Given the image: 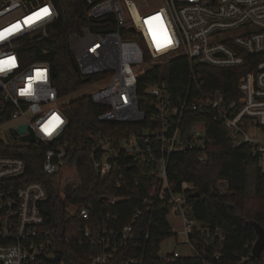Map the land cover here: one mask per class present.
Returning <instances> with one entry per match:
<instances>
[{"label": "built area", "instance_id": "1", "mask_svg": "<svg viewBox=\"0 0 264 264\" xmlns=\"http://www.w3.org/2000/svg\"><path fill=\"white\" fill-rule=\"evenodd\" d=\"M28 4V0H0V97L13 108L7 121L12 123V135L5 139L32 132L36 141L47 146L43 170L58 176L70 165L69 146L60 142L68 117L60 106L50 63H26L19 50L53 36L50 27L58 20L59 11L53 0ZM44 9L49 14L45 15ZM80 15L88 25L70 33V46L83 77L90 76L91 80L96 73L104 74L89 84L93 101L106 106L99 115L101 120H146L137 86L139 77L150 67L185 56L189 81L184 95L176 100L171 98L166 81L150 83L147 92L152 98V111L148 121L155 127L126 133L117 143L102 140L92 148L96 178H104L120 167L123 157L142 158L152 165L143 170L144 175L154 177L152 188L141 199V207L131 214L132 222L119 224L112 211L99 218L92 208L77 204L68 212L77 216L83 227L80 235L73 227V235L65 238L79 244L85 240L98 247L87 264H146L149 233L137 232L134 223L143 212L152 214L157 202L164 200L166 216L172 212L183 219L184 242L191 250L188 255L203 257L205 248L198 249L199 243H214L222 230L211 231L191 216L186 194L194 186L185 182L182 192L175 191L168 165L173 153L185 149L201 150L199 160L208 161L207 120L194 119L183 129L189 110L221 124L235 145L251 143L261 160L264 158V141L251 133L264 129V0H84ZM28 17L33 22L25 23ZM130 32L138 34L139 39ZM159 33L165 41L159 40ZM244 53L261 57H250L252 67L240 76L233 88L238 93L234 97L211 87L198 71L200 66H242L246 62ZM22 124H26L25 134L18 131ZM138 137L147 143L145 147ZM25 169L24 158L0 152V264H28L52 254L57 230L49 227L44 212L48 190L41 181H24ZM117 185H121L120 180ZM58 187L64 195L74 188L70 183ZM122 199L124 195L101 197L110 206ZM57 237L62 239L63 234ZM219 255L218 250L214 252L216 258ZM159 256L174 260L179 255L160 250Z\"/></svg>", "mask_w": 264, "mask_h": 264}, {"label": "trees", "instance_id": "2", "mask_svg": "<svg viewBox=\"0 0 264 264\" xmlns=\"http://www.w3.org/2000/svg\"><path fill=\"white\" fill-rule=\"evenodd\" d=\"M58 11V20L50 27L53 36L35 45L24 46L19 52L26 63L36 61L49 62L52 69V81L58 88L59 103L68 117V124L60 140L69 146V164L74 166L79 183L68 195L62 194L57 186V175L43 170L44 153L47 146L36 141L29 132L15 139H0V152L14 154L26 161V169L22 175L24 181H41L48 190L45 202V214L49 227L57 230L51 247L52 254L42 260L28 264H87L89 256L98 247L83 240L81 244L66 235H73L75 227L77 236L83 223L77 216L70 215L68 209L77 204L86 205L101 218L107 211L117 215L118 223H131V214L141 207V199L151 190L153 176L143 174L152 166L134 156L123 157L120 167L113 169L104 178H96L94 174L92 148L105 140L117 141L126 133L137 132L143 127L155 125L149 123L152 111L151 95L147 92L150 83L158 80L166 81L170 87L173 100L184 95L189 81V64L185 56H177L172 61L155 65L139 77L137 93L140 106L147 113L143 122H118L101 120L99 115L106 106L93 101L85 87L99 80L104 74L96 73L91 80L85 82L83 75L75 65L74 53L70 46L69 35L73 30H80L88 25L79 12L84 7V0H53ZM130 35L139 39V35ZM246 62L239 67L218 68L200 66L198 71L210 83L218 87L228 97H234L236 84L240 76L252 67L250 57L261 56L244 53ZM149 58L148 55H146ZM13 108L0 97V125L7 122ZM204 118L208 137V161L199 160V149H185L171 155L168 165V177L175 191L182 192V184H193L194 189L186 194L191 205V216L200 221L211 231L221 229V237L214 243L206 245L201 242L198 249L205 248L203 257L198 255H179L174 260H162L159 256L160 244L175 234L167 219V208L164 200H159L152 214L143 212L134 223L136 231L149 233L146 242V264H264V251L257 258L252 256V247L257 239L253 221L264 226V169L261 166V154L256 153L251 143L235 145L227 130L219 123L200 112L189 110L184 117L183 129L194 119ZM153 153L158 156L157 149ZM121 185H117V181ZM199 195H194L195 193ZM124 195L116 205L110 206L101 200L102 196ZM73 230V229H72ZM63 231V233H61ZM63 234L60 239L57 236ZM84 239V238H83ZM220 252L219 257L214 252ZM60 253L62 260L57 261L55 255Z\"/></svg>", "mask_w": 264, "mask_h": 264}, {"label": "rangeland", "instance_id": "3", "mask_svg": "<svg viewBox=\"0 0 264 264\" xmlns=\"http://www.w3.org/2000/svg\"><path fill=\"white\" fill-rule=\"evenodd\" d=\"M42 0H28L30 4L34 5ZM160 1V0H158ZM92 87L90 85L85 87V92L90 93ZM12 125V123H10ZM9 122L6 124L0 125V138H7V136L12 135V129L10 128ZM259 140L264 141V129H254L251 131ZM261 166L264 169V158L261 160ZM57 186L58 184H67L70 183L75 187L79 183V177L77 175L76 169L74 166H66L63 171L57 176ZM73 211V209H71ZM167 219L172 226V230L175 234L166 238L160 244V250L162 253H174L175 255H188L191 253L190 247L185 241V236L182 233L184 231L183 219L180 216L170 212L167 216Z\"/></svg>", "mask_w": 264, "mask_h": 264}, {"label": "water", "instance_id": "4", "mask_svg": "<svg viewBox=\"0 0 264 264\" xmlns=\"http://www.w3.org/2000/svg\"><path fill=\"white\" fill-rule=\"evenodd\" d=\"M76 67H78L77 63L75 62ZM83 80L85 82L90 80V76H84ZM18 131L22 134L27 133L26 124H22L18 126ZM137 141L141 144V146L145 147L146 142L143 140V138L138 137ZM67 192V190H65ZM194 195H199V193H195ZM255 231L257 233V239L255 240L253 247H252V256L259 258L262 255V252L264 251V226H262L260 223L253 221L252 222ZM55 259L57 261L61 260V254L58 253L55 255Z\"/></svg>", "mask_w": 264, "mask_h": 264}, {"label": "snow or ice", "instance_id": "5", "mask_svg": "<svg viewBox=\"0 0 264 264\" xmlns=\"http://www.w3.org/2000/svg\"><path fill=\"white\" fill-rule=\"evenodd\" d=\"M42 12L45 15L49 14L47 9L42 10ZM35 15H36L37 18H40V13H36ZM31 22H33L31 17L26 18L25 23H31Z\"/></svg>", "mask_w": 264, "mask_h": 264}, {"label": "bare ground", "instance_id": "6", "mask_svg": "<svg viewBox=\"0 0 264 264\" xmlns=\"http://www.w3.org/2000/svg\"><path fill=\"white\" fill-rule=\"evenodd\" d=\"M154 26H155V24H154ZM155 29L157 30V29H159L157 26H155ZM159 40L160 41H165V38H164V36H163V34L162 33H159Z\"/></svg>", "mask_w": 264, "mask_h": 264}, {"label": "flooded vegetation", "instance_id": "7", "mask_svg": "<svg viewBox=\"0 0 264 264\" xmlns=\"http://www.w3.org/2000/svg\"><path fill=\"white\" fill-rule=\"evenodd\" d=\"M61 260H62V255H61ZM61 260H60V261H61Z\"/></svg>", "mask_w": 264, "mask_h": 264}]
</instances>
